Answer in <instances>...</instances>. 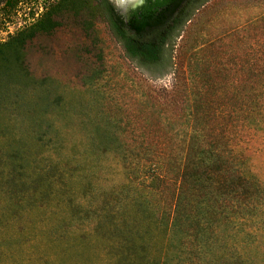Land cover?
Returning a JSON list of instances; mask_svg holds the SVG:
<instances>
[{"label":"rangeland","instance_id":"1","mask_svg":"<svg viewBox=\"0 0 264 264\" xmlns=\"http://www.w3.org/2000/svg\"><path fill=\"white\" fill-rule=\"evenodd\" d=\"M0 13V19L13 21L0 32L4 213L24 193L46 206L58 178L53 170H13L17 158L36 168L45 163L64 168L68 161L69 176L80 183L76 193L90 200L95 187L102 194V163L120 169L118 159L109 158L112 147L102 151V135L109 129H215V124L248 131L250 98L257 96L264 109V0H203L175 42L171 65L160 71L127 58L97 0H13ZM262 131L245 147L264 180ZM42 155L47 162L39 160ZM99 201L102 195L91 199L93 205ZM72 207L55 203L35 217L27 214L22 223L45 217L64 228ZM85 224L84 229L91 226ZM95 245L96 252L75 247L77 254L85 253L84 264L102 257V245Z\"/></svg>","mask_w":264,"mask_h":264},{"label":"trees","instance_id":"2","mask_svg":"<svg viewBox=\"0 0 264 264\" xmlns=\"http://www.w3.org/2000/svg\"><path fill=\"white\" fill-rule=\"evenodd\" d=\"M97 1L127 58L160 71L171 65L175 42L203 0H145L127 16L109 0ZM6 4L13 0H0V11ZM11 22L2 17L0 32ZM249 102L248 131L214 124L215 129L104 132L102 151L112 147L109 158L118 159L120 169L102 163V194L95 187L90 200L76 193L79 182L69 176L68 161L64 168L53 162L51 167L44 155L36 156L46 164L36 168L17 158L13 170H53L58 178L46 206L24 193L9 211L0 209V264H84L85 253L75 247L96 252L95 244L102 245L95 264H264V180L245 147L261 129L264 135V109L257 96ZM52 155L61 161L57 152ZM101 195L93 205L91 199ZM55 203L68 210L73 205L64 228L45 217L22 223L27 214L35 217ZM84 223L91 226L84 229Z\"/></svg>","mask_w":264,"mask_h":264},{"label":"water","instance_id":"3","mask_svg":"<svg viewBox=\"0 0 264 264\" xmlns=\"http://www.w3.org/2000/svg\"><path fill=\"white\" fill-rule=\"evenodd\" d=\"M116 8L119 14L128 15L132 9L138 8L144 4L145 0H137L136 2H121L120 0H109Z\"/></svg>","mask_w":264,"mask_h":264},{"label":"bare ground","instance_id":"4","mask_svg":"<svg viewBox=\"0 0 264 264\" xmlns=\"http://www.w3.org/2000/svg\"><path fill=\"white\" fill-rule=\"evenodd\" d=\"M121 2H136L137 0H120Z\"/></svg>","mask_w":264,"mask_h":264},{"label":"flooded vegetation","instance_id":"5","mask_svg":"<svg viewBox=\"0 0 264 264\" xmlns=\"http://www.w3.org/2000/svg\"><path fill=\"white\" fill-rule=\"evenodd\" d=\"M122 15V14H121ZM122 16H127V15H122Z\"/></svg>","mask_w":264,"mask_h":264}]
</instances>
